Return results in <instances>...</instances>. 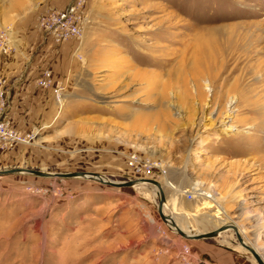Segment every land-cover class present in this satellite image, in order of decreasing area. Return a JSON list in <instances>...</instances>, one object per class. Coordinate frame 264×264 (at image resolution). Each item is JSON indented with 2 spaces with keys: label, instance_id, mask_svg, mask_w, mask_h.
<instances>
[{
  "label": "rangeland",
  "instance_id": "rangeland-1",
  "mask_svg": "<svg viewBox=\"0 0 264 264\" xmlns=\"http://www.w3.org/2000/svg\"><path fill=\"white\" fill-rule=\"evenodd\" d=\"M1 93L0 171L154 180L182 231L233 225L264 262V0H0ZM157 192L0 177V264H256L231 229L179 236Z\"/></svg>",
  "mask_w": 264,
  "mask_h": 264
},
{
  "label": "water",
  "instance_id": "water-1",
  "mask_svg": "<svg viewBox=\"0 0 264 264\" xmlns=\"http://www.w3.org/2000/svg\"><path fill=\"white\" fill-rule=\"evenodd\" d=\"M17 173H25L28 175H33L37 177L42 178H61V179H70V178H83V179H89L96 182H99L104 185L112 186V187H132L140 184H150L157 188L158 195H159V201H158V214L161 218V220L169 225L171 228H174L176 233L181 236L184 239L187 240H202V239H211L218 237L222 232H225L229 229L233 230L235 233L237 242L241 248H243L245 251H247L252 258L255 260L256 264H264L262 257L258 254V252L250 245L245 243L241 236L239 235V232L236 227L233 225H223L219 228H216L213 231L207 232V233H201V234H186L184 231H182L177 224L173 221L171 216L165 215L163 212V206L166 202L163 190L161 188V185L150 179H137V180H131L123 183H114L107 179H105L103 176L96 174V173H83V172H75V173H43L40 171H34L29 169H11V170H5L0 171V177H5L11 174H17Z\"/></svg>",
  "mask_w": 264,
  "mask_h": 264
},
{
  "label": "built area",
  "instance_id": "built-area-1",
  "mask_svg": "<svg viewBox=\"0 0 264 264\" xmlns=\"http://www.w3.org/2000/svg\"><path fill=\"white\" fill-rule=\"evenodd\" d=\"M75 14V8L69 7L66 10L52 13L44 26V33L50 36L55 42H61L70 35L80 37L81 32L71 23ZM5 112V97L0 94V143H10L20 140V137L10 129L9 125L3 120Z\"/></svg>",
  "mask_w": 264,
  "mask_h": 264
},
{
  "label": "bare ground",
  "instance_id": "bare-ground-1",
  "mask_svg": "<svg viewBox=\"0 0 264 264\" xmlns=\"http://www.w3.org/2000/svg\"><path fill=\"white\" fill-rule=\"evenodd\" d=\"M233 103H235V98H232L231 100H230V102H229V107H228V110H227V112H226V116H225V119H230L232 116H233V114L235 113L234 112V106H233ZM236 109V108H235ZM224 124L225 125H227V126H225L224 127V130H229V129H233L234 128V126L231 124V122H224ZM70 179H72V178H70ZM140 185H143V184H140ZM137 186V185H136ZM168 186L170 187V188H172L174 191H177V192H180V193H183L184 191H182V190H180V191H178V190H176V188H175V186H174V184L173 183H171V182H168ZM161 188L163 189V186L161 185ZM193 188H195V187H193ZM192 188V189H193ZM196 194H197V196H201L202 198L204 197V199L206 198L207 199V201H208V199L211 201V202H214V200H215V197H213L212 195H209V193H206V192H204V193H202V192H195ZM157 194H158V192H157ZM184 194V193H183ZM201 198V199H202ZM206 201V202H207ZM220 207V206H219ZM169 209V211H170V213L168 214V216H171V214H173V215H175L174 214V210L173 209H171L170 207H169V202H168V200H166V202H165V204H164V206H163V211H165V209ZM176 211V210H175ZM220 211L221 212H225V210L224 209H222L221 207H220ZM172 217V219H173V221L175 222V216L173 217V216H171ZM177 224V223H176ZM177 226H178V224H177ZM170 227V226H169ZM178 227H180V226H178ZM171 228V227H170ZM174 232H176L175 231V229L174 228H171ZM240 231V230H239ZM186 234H189L190 235V232H187V231H184ZM246 243V242H245ZM253 246V245H252Z\"/></svg>",
  "mask_w": 264,
  "mask_h": 264
},
{
  "label": "crops",
  "instance_id": "crops-1",
  "mask_svg": "<svg viewBox=\"0 0 264 264\" xmlns=\"http://www.w3.org/2000/svg\"><path fill=\"white\" fill-rule=\"evenodd\" d=\"M174 193H178L177 191H174ZM202 199H204V198H202Z\"/></svg>",
  "mask_w": 264,
  "mask_h": 264
}]
</instances>
